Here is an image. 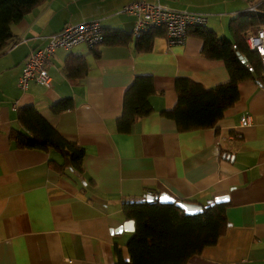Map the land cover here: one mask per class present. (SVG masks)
I'll list each match as a JSON object with an SVG mask.
<instances>
[{
	"label": "crops",
	"instance_id": "0c3cea01",
	"mask_svg": "<svg viewBox=\"0 0 264 264\" xmlns=\"http://www.w3.org/2000/svg\"><path fill=\"white\" fill-rule=\"evenodd\" d=\"M136 1L204 15L199 30L231 41V21L258 0H45L10 25L12 39L0 53V264H114L115 247L128 260L131 233L115 232L127 221L122 200L157 193L196 204L228 197L226 233L186 264H264V84L240 82L238 100L215 128L178 132L160 115L175 104L176 80L209 89L226 83L228 73L223 61L201 55L198 29H190L182 45L162 37L149 52H137L134 19L122 12ZM94 20L132 40L58 49L49 86L30 81L19 89L25 58L46 37ZM71 57L87 71L74 82L64 70ZM143 76L152 78L156 90L153 111L120 134L116 121L125 92ZM68 100L71 110L52 112V105ZM28 107L84 149L81 179L49 168L50 160H60L53 152L16 147L15 134L24 132L17 114ZM243 117L249 125L242 128Z\"/></svg>",
	"mask_w": 264,
	"mask_h": 264
},
{
	"label": "trees",
	"instance_id": "16d2710c",
	"mask_svg": "<svg viewBox=\"0 0 264 264\" xmlns=\"http://www.w3.org/2000/svg\"><path fill=\"white\" fill-rule=\"evenodd\" d=\"M44 3L45 0H0V53L12 39L10 25L19 22ZM262 26L264 12L244 13L233 19L229 25L231 41L218 37L211 31L195 28L202 41L201 55L207 60L223 61L228 81L207 89L189 79L178 78L175 83V104L160 115L172 120L178 132L215 128L222 120L224 111L238 100L237 86L240 82L255 80L264 84L259 58L248 49L243 40L244 32L256 31ZM102 36V42L96 46H123L132 40V35L106 31L103 28ZM162 37L164 33L161 29L141 33L133 38L135 49L137 52H149L154 39ZM237 52L243 57L242 60L238 58ZM64 70L72 82L87 73L83 61L75 57L67 59ZM155 94L150 76L134 80L125 92L122 113L116 121L118 133L128 134L135 123L152 113L150 98ZM72 108L73 104L69 100L51 106L55 114ZM17 119L24 131L14 136L18 149L53 152L60 160H50L49 168L59 174H64L67 170L77 178L82 177L85 156L82 147L62 136L33 107L20 110ZM200 205L204 209L201 214L185 216L173 205H161L157 202L123 204L125 218L134 221V231L125 245L128 260L115 247L114 264H186L205 248L215 246L228 228L226 209L229 203L209 205L208 201Z\"/></svg>",
	"mask_w": 264,
	"mask_h": 264
},
{
	"label": "built area",
	"instance_id": "2783aa9c",
	"mask_svg": "<svg viewBox=\"0 0 264 264\" xmlns=\"http://www.w3.org/2000/svg\"><path fill=\"white\" fill-rule=\"evenodd\" d=\"M263 5L264 0H258L257 3L249 6L246 12L251 14L261 13L260 7ZM122 12L133 17L132 34L134 36L153 29H161L167 43L171 46L184 44L190 29L203 28L206 24L204 15L172 10L158 3L149 4L136 1L125 5ZM102 40V25L99 20L65 25L59 32L46 37L41 48L31 51L27 55L24 60L22 74L17 81L19 89L25 91L30 81L43 87L49 86L48 69L56 50L68 51L78 45H86L92 48L101 43ZM243 40L248 49L259 58L264 74V26L256 31L245 32ZM240 125L242 128L247 127L249 125L248 118L243 117Z\"/></svg>",
	"mask_w": 264,
	"mask_h": 264
},
{
	"label": "water",
	"instance_id": "95a60500",
	"mask_svg": "<svg viewBox=\"0 0 264 264\" xmlns=\"http://www.w3.org/2000/svg\"><path fill=\"white\" fill-rule=\"evenodd\" d=\"M238 58L242 60V57L237 53ZM81 179V178H80ZM157 202L161 205H173L177 209L181 210L185 216H196L203 212V206L196 203H191L187 201H183L180 199H176L167 193H159V194H146L141 197H130V198H124L122 200L123 204H139V203H152ZM228 202V197H218L214 198L212 201H209L210 204H223ZM134 231V221L133 220H127L122 224L121 227H119L115 232L117 234H120L122 232H128L133 233Z\"/></svg>",
	"mask_w": 264,
	"mask_h": 264
}]
</instances>
